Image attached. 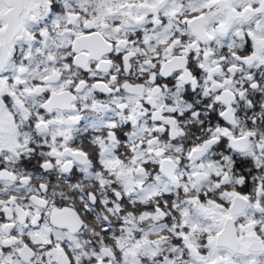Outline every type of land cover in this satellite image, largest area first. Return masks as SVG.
Here are the masks:
<instances>
[{"label": "snow or ice", "instance_id": "snow-or-ice-1", "mask_svg": "<svg viewBox=\"0 0 264 264\" xmlns=\"http://www.w3.org/2000/svg\"><path fill=\"white\" fill-rule=\"evenodd\" d=\"M0 264H264V0H0Z\"/></svg>", "mask_w": 264, "mask_h": 264}]
</instances>
